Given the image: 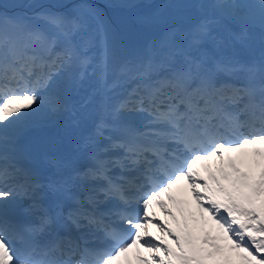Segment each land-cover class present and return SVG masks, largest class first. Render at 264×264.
Returning <instances> with one entry per match:
<instances>
[{
    "label": "snow or ice",
    "instance_id": "obj_1",
    "mask_svg": "<svg viewBox=\"0 0 264 264\" xmlns=\"http://www.w3.org/2000/svg\"><path fill=\"white\" fill-rule=\"evenodd\" d=\"M28 7L0 10V264H264V0H152L135 49L95 0Z\"/></svg>",
    "mask_w": 264,
    "mask_h": 264
},
{
    "label": "rangeland",
    "instance_id": "obj_2",
    "mask_svg": "<svg viewBox=\"0 0 264 264\" xmlns=\"http://www.w3.org/2000/svg\"><path fill=\"white\" fill-rule=\"evenodd\" d=\"M101 9L107 13V17L113 22V24H116L118 26V28L121 30H123V32L125 31V34L123 36V41L125 43V45L130 48V49H135L137 47L142 46V44L151 37V35L153 34L152 30L147 29L145 27H142L141 25L139 26H135V25H131L129 26V28L127 26H124V20L125 17H121L120 19L117 17V15L115 14L116 11H114V9L111 8H106L101 6L100 4H98ZM143 4H138L137 7H142ZM14 12V11H13ZM15 13H20V10H15ZM109 13V14H108ZM135 19H137L135 17Z\"/></svg>",
    "mask_w": 264,
    "mask_h": 264
},
{
    "label": "bare ground",
    "instance_id": "obj_3",
    "mask_svg": "<svg viewBox=\"0 0 264 264\" xmlns=\"http://www.w3.org/2000/svg\"><path fill=\"white\" fill-rule=\"evenodd\" d=\"M105 13V12H104ZM107 14V13H105ZM109 14V13H108ZM115 14L117 15V17L120 19L121 17H125V21L128 22L130 19H129V16L131 14V11H127V10H123V9H117ZM166 220H170L169 217H166ZM165 221V220H164ZM153 234L154 236H158L159 234L157 233V231L155 230V228H153Z\"/></svg>",
    "mask_w": 264,
    "mask_h": 264
},
{
    "label": "trees",
    "instance_id": "obj_4",
    "mask_svg": "<svg viewBox=\"0 0 264 264\" xmlns=\"http://www.w3.org/2000/svg\"><path fill=\"white\" fill-rule=\"evenodd\" d=\"M7 4L9 3H12V2H23V0H4ZM104 2H112V3H115V4H118L119 3V0H114V1H110V0H103Z\"/></svg>",
    "mask_w": 264,
    "mask_h": 264
}]
</instances>
